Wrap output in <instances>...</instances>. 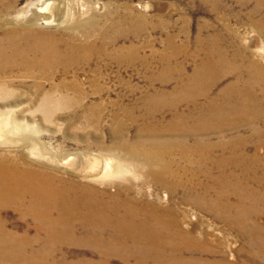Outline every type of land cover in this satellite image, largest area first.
<instances>
[{
    "label": "rangeland",
    "instance_id": "obj_1",
    "mask_svg": "<svg viewBox=\"0 0 264 264\" xmlns=\"http://www.w3.org/2000/svg\"><path fill=\"white\" fill-rule=\"evenodd\" d=\"M41 1L0 0V38L12 32L14 38L50 45V68L18 65L0 74V155L23 162L26 147L36 145L44 156L75 161V169L34 165L64 180L62 188L85 183L76 173L82 164L83 174H93L88 182L98 189L95 194L105 201L110 199L102 193L105 184L112 195L120 194L116 184L142 190L139 198L163 208L159 214L165 221H179V227L163 229V237L182 228L199 239V250L185 259L264 264V118L198 132L197 139L185 134L206 129L217 114H237L230 88H246L249 59L264 64V7L257 12V0H50L51 12L60 13L62 21L30 26ZM89 45L93 48L76 49ZM254 93L262 98L263 87L254 85ZM196 145L204 151L182 153ZM140 150L168 164L163 182L120 160L128 154L139 159ZM108 159L114 170L106 175L102 168ZM10 205L0 201L1 219L18 234L30 227L34 236L37 223L62 217V212L48 215L50 200ZM30 207L43 221L27 216ZM43 232L41 237L49 239ZM174 245L164 250L166 258ZM56 254L73 262L94 253L70 246ZM128 262L116 256L110 264H138L135 257Z\"/></svg>",
    "mask_w": 264,
    "mask_h": 264
},
{
    "label": "bare ground",
    "instance_id": "obj_2",
    "mask_svg": "<svg viewBox=\"0 0 264 264\" xmlns=\"http://www.w3.org/2000/svg\"><path fill=\"white\" fill-rule=\"evenodd\" d=\"M257 2L258 12L264 7V0H257ZM51 5L50 0H42L36 4L35 11H32L28 19V25L37 26L38 22L44 20L49 22L62 21L63 17L60 13L51 12ZM262 35L264 37V31ZM9 36L8 38H0V74L18 65L25 68L41 65L43 68H50L49 44L43 42L35 44L28 39L14 38L12 32ZM91 48H93V45L76 46V49ZM33 54H37L40 58L35 61L32 60L30 57ZM239 55L241 54L239 53ZM249 62V77L245 80L246 88L244 91H238L235 86L230 88V91L235 93V98L232 97L231 100L234 104L233 112H237V114L234 116L217 114L215 118L208 119L212 124L207 126L206 129H189V131L186 129L185 134L191 136L190 139H197V135L202 131L205 133L209 130L218 131L232 126L240 127L244 123L252 124L254 121L264 118V96L260 98L254 93V85L258 86L259 89L263 87L264 90V64L256 63L250 59ZM49 102L50 96H47L44 103ZM1 127L0 125V137L4 134ZM249 129L255 136L259 134L260 130L256 128ZM23 143L25 144L24 141ZM142 146L144 150V144ZM143 150H140L143 157L139 159H137L138 157L135 158L133 154H128L129 156L126 155L120 160L132 167L133 170L145 169L147 173H151L155 178L162 181V175L166 171L168 172V164L166 166L158 158L155 159V156L152 157L142 152ZM201 150L204 151L200 145L188 146L184 147L182 153L196 155L200 154ZM24 156H22L23 162H21L19 159L10 160L9 157L5 158L0 155V201L11 203L10 206L20 208L24 202L29 200H50L48 215L52 217L62 212V217L58 218L59 220L50 219L45 225L42 222L37 223L34 236L30 234V227H27L23 234H18L7 229L5 221L1 219V210L5 207H0V263L21 264L25 260L39 259L40 264H110L113 257L121 256L126 262L135 257L138 264H231L226 261V258L216 262H210L211 260L207 261L206 258L202 259L200 257L185 259L184 254L199 250V239L196 238L194 232L183 231L182 228L179 233L176 232L177 234L171 235V237H163L161 235L163 229L179 227V221L172 216H170L172 218L168 217V220L165 221V218L159 214L163 211V208L161 209L155 202H149L147 198V202L145 199L139 198L140 196L144 197L142 190L136 192L132 186L116 184L120 194L112 195L108 192L110 183L105 184L102 193L104 192L110 198L106 202L102 198L103 194L101 197L95 194L98 189L95 184L88 182L93 174H83L86 171L82 164L79 165L80 167L76 173L81 174L86 180L85 183L73 182L70 187L62 188L60 184H67L64 180H59L53 172H48L45 168H43L44 170L38 169L34 165L41 164L42 167L44 165L48 167L49 165L50 168L71 165V168H74L77 166L75 161L57 160L53 157L50 158V156H44L39 152L36 145H28ZM90 165L93 166L94 163L92 162ZM155 165L158 168H155ZM102 169L105 174L107 173L106 175H109V171L114 170L112 162L108 159L106 167L103 166ZM93 180L95 181V178L91 181ZM121 193H124V195H121ZM66 199L71 201L69 206L51 207V204L63 202ZM32 208L30 207V210H28L27 216L31 215L34 221L35 219L43 221L39 217H34L33 213L37 209ZM67 212L69 213L68 216H66ZM148 214L152 216L151 219L148 218ZM40 216L42 217L43 214L40 213ZM43 231L49 234V239L41 237ZM174 243V247L170 249V256L166 258L164 250L170 248ZM138 245H142L141 249L131 248ZM70 246H80L91 250L94 253V259L81 258L73 262H69L65 258L62 261L58 260L56 252ZM212 252L215 253L213 249Z\"/></svg>",
    "mask_w": 264,
    "mask_h": 264
}]
</instances>
